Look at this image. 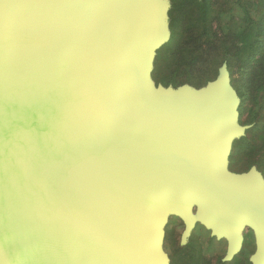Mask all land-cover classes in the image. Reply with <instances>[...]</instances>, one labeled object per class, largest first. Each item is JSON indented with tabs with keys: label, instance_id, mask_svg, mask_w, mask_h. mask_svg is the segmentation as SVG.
I'll use <instances>...</instances> for the list:
<instances>
[{
	"label": "water",
	"instance_id": "obj_1",
	"mask_svg": "<svg viewBox=\"0 0 264 264\" xmlns=\"http://www.w3.org/2000/svg\"><path fill=\"white\" fill-rule=\"evenodd\" d=\"M163 0H0V264H168L191 206L264 264V182L227 171L238 98L155 88ZM164 202L169 208L166 209Z\"/></svg>",
	"mask_w": 264,
	"mask_h": 264
},
{
	"label": "rangeland",
	"instance_id": "obj_2",
	"mask_svg": "<svg viewBox=\"0 0 264 264\" xmlns=\"http://www.w3.org/2000/svg\"><path fill=\"white\" fill-rule=\"evenodd\" d=\"M163 5L167 39L154 52L150 81L164 90L199 91L225 64L243 128L231 142L226 169L237 175L256 170L264 177V25L258 24L264 0H163ZM171 216L177 215L168 214L166 222ZM197 235L202 254L181 264H230L223 243L204 254L209 242L206 234ZM162 250L168 259L163 242ZM251 253L243 264H249Z\"/></svg>",
	"mask_w": 264,
	"mask_h": 264
},
{
	"label": "flooded vegetation",
	"instance_id": "obj_3",
	"mask_svg": "<svg viewBox=\"0 0 264 264\" xmlns=\"http://www.w3.org/2000/svg\"><path fill=\"white\" fill-rule=\"evenodd\" d=\"M252 171L260 176L264 182V177L261 174H258L256 170ZM202 233L206 234V241L209 242L208 249L204 254L207 253L210 255V251L216 252L213 247L217 243H223L225 248L224 253L226 254L228 252L231 245L230 239L227 236L218 237L213 233L212 228L207 226L201 219L197 205L191 208V225L189 227L182 217H169L165 224L163 237V249L168 256L169 264H181L184 258L191 259L193 256L202 254L197 235H201ZM239 236L240 244L230 259V264H243L249 250L252 252L251 255H253L258 248L257 236L249 225L245 224L242 227ZM249 258V264H252V260Z\"/></svg>",
	"mask_w": 264,
	"mask_h": 264
},
{
	"label": "trees",
	"instance_id": "obj_4",
	"mask_svg": "<svg viewBox=\"0 0 264 264\" xmlns=\"http://www.w3.org/2000/svg\"><path fill=\"white\" fill-rule=\"evenodd\" d=\"M264 8V7H263ZM261 13H262V17H261V19H260V21H259V25H264V11H261Z\"/></svg>",
	"mask_w": 264,
	"mask_h": 264
},
{
	"label": "bare ground",
	"instance_id": "obj_5",
	"mask_svg": "<svg viewBox=\"0 0 264 264\" xmlns=\"http://www.w3.org/2000/svg\"><path fill=\"white\" fill-rule=\"evenodd\" d=\"M164 204L166 205L165 207L168 210L169 206H168L167 202H164Z\"/></svg>",
	"mask_w": 264,
	"mask_h": 264
}]
</instances>
